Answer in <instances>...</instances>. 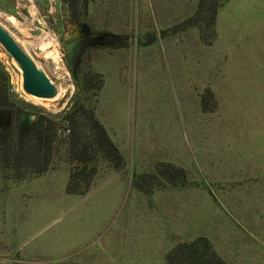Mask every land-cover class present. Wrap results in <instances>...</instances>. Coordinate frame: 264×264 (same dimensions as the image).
Listing matches in <instances>:
<instances>
[{
    "label": "rangeland",
    "instance_id": "1",
    "mask_svg": "<svg viewBox=\"0 0 264 264\" xmlns=\"http://www.w3.org/2000/svg\"><path fill=\"white\" fill-rule=\"evenodd\" d=\"M199 1L89 0L76 20L64 0H0V24L58 83L49 108L31 99L0 44L11 118L60 111L78 76L99 72L96 114L124 160H98L83 194L65 191L61 143L43 173L0 176V264H166L199 235L227 264H264V0H216L213 37ZM83 21L128 44L86 46L71 66L62 42Z\"/></svg>",
    "mask_w": 264,
    "mask_h": 264
},
{
    "label": "trees",
    "instance_id": "2",
    "mask_svg": "<svg viewBox=\"0 0 264 264\" xmlns=\"http://www.w3.org/2000/svg\"><path fill=\"white\" fill-rule=\"evenodd\" d=\"M64 1L69 4L71 15L76 20L86 16L89 0ZM216 5V0H200L198 3L197 13L200 15V11H204L200 18H208L211 37L214 35ZM200 18L197 17L190 24L197 23ZM103 41L112 47H122L128 44V37L126 34L106 33ZM78 77L74 93L60 111L35 112L32 122L24 131L20 130L13 118L7 124L0 125V176L3 179L20 181L43 173L50 167L59 143L69 162L65 184L68 193L83 194L90 188L98 171V160L115 168L123 166L121 151L96 114L97 95L103 83L101 74L87 70ZM0 109L12 113L17 110L10 97L9 86L2 83ZM177 170L183 180V170ZM165 261L166 264H227L204 235L177 242L166 252Z\"/></svg>",
    "mask_w": 264,
    "mask_h": 264
},
{
    "label": "water",
    "instance_id": "3",
    "mask_svg": "<svg viewBox=\"0 0 264 264\" xmlns=\"http://www.w3.org/2000/svg\"><path fill=\"white\" fill-rule=\"evenodd\" d=\"M106 33L91 34L86 21L81 22L80 30L71 34L62 42L68 63L74 66L78 61L82 49L86 46L102 44ZM0 44L13 58L21 71V89L25 93L50 98L58 92V83L49 73L38 64L35 59L23 48L16 38L0 24ZM12 112L0 109V121L11 119ZM18 125L20 130L31 121L32 114L28 111L19 112ZM32 122V121H31Z\"/></svg>",
    "mask_w": 264,
    "mask_h": 264
},
{
    "label": "bare ground",
    "instance_id": "4",
    "mask_svg": "<svg viewBox=\"0 0 264 264\" xmlns=\"http://www.w3.org/2000/svg\"><path fill=\"white\" fill-rule=\"evenodd\" d=\"M46 44L45 45H47V42H45ZM51 43V42H50ZM51 45V44H50ZM47 46H45V48H46ZM47 49V48H46ZM47 55L48 56H50L52 59H53V61H55L56 63H58V61L60 60V53H59V51H58V49L56 48V47H54L53 49H48V51H47ZM18 89L21 91L22 89H21V77L19 78V82H18ZM62 90V89H61ZM25 94V93H24ZM31 99H34V100H36L40 105H42V106H44V107H46V108H49V106H50V103L49 102H47V98H43V97H39V96H35V95H32V94H30V95H28ZM49 99V98H48ZM44 100H46V101H44Z\"/></svg>",
    "mask_w": 264,
    "mask_h": 264
},
{
    "label": "crops",
    "instance_id": "5",
    "mask_svg": "<svg viewBox=\"0 0 264 264\" xmlns=\"http://www.w3.org/2000/svg\"><path fill=\"white\" fill-rule=\"evenodd\" d=\"M30 258H32V259H35V257H28V256H23V258H21V262L23 263V264H27L28 262H30L28 259H30ZM3 259V261H2V263H4V264H9V263H11L10 262V260L9 261H7V259H8V257H4V258H2ZM41 262H44V261H41Z\"/></svg>",
    "mask_w": 264,
    "mask_h": 264
},
{
    "label": "flooded vegetation",
    "instance_id": "6",
    "mask_svg": "<svg viewBox=\"0 0 264 264\" xmlns=\"http://www.w3.org/2000/svg\"><path fill=\"white\" fill-rule=\"evenodd\" d=\"M91 34H92V32H91Z\"/></svg>",
    "mask_w": 264,
    "mask_h": 264
}]
</instances>
